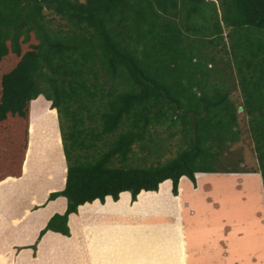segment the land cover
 Wrapping results in <instances>:
<instances>
[{
  "label": "trees",
  "instance_id": "trees-1",
  "mask_svg": "<svg viewBox=\"0 0 264 264\" xmlns=\"http://www.w3.org/2000/svg\"><path fill=\"white\" fill-rule=\"evenodd\" d=\"M41 96L66 162L47 201L66 209L37 241L69 237L84 204L129 194L133 206L167 181L178 197L197 174H259L264 197V0H0V194L26 174ZM241 119L253 171L232 153ZM50 207L42 224L62 209Z\"/></svg>",
  "mask_w": 264,
  "mask_h": 264
},
{
  "label": "rangeland",
  "instance_id": "rangeland-1",
  "mask_svg": "<svg viewBox=\"0 0 264 264\" xmlns=\"http://www.w3.org/2000/svg\"><path fill=\"white\" fill-rule=\"evenodd\" d=\"M53 23L57 25L58 21L55 20ZM238 96L239 93L236 92L232 97L236 98ZM42 99L35 105L33 110V135L26 163V174L19 181L16 180L5 184V188L11 189L14 192L9 191L7 194L2 192L0 194V202L3 199L6 202L5 204L2 202L0 204V232L4 231L3 229L5 228L12 229L15 227L17 221L13 215L14 213H18L20 208L23 207L21 199L29 196V192H33L34 196L31 195L33 203L37 201L43 202L48 193L60 191L64 185L66 162L62 151L57 113L50 108V103L48 104L43 97ZM239 109L240 107L238 108V112H241L242 110L239 111ZM43 126H47L45 130L47 134H43L42 131L45 129ZM240 128L242 130V138L232 148L233 157L234 159L238 157L242 158V168L246 171H253L257 167V163L253 152V143L248 136L245 119L240 120ZM163 136L165 137V135ZM171 143L174 144L175 140H172ZM174 155L175 149L173 148L162 160L164 161ZM140 158L141 154L136 153L131 163L141 164L139 162ZM149 163L150 161L147 162V164ZM259 178V174L258 176L257 174H197L196 180L198 182L195 188L189 186L188 179L183 178L181 180L179 189L181 202L180 221L182 220L184 231L183 237L180 239H183L186 243V264H203V258L197 259L196 257L197 240H205L207 234H211L212 237L216 236L217 238L221 234H225L226 236L227 233L229 235L227 239L233 243V248L239 246L242 250L243 260L245 258L247 260L244 262L236 261L237 252L233 255L234 259L226 260L223 257L226 256L228 250L225 251V249L217 251V258L214 259V255L213 258L211 257L212 259L219 260L221 264H264V197ZM169 183L167 182L162 185L158 194H142L135 207L131 205L134 202H130L129 194L122 195L119 203H114L108 199V202L104 205L96 202L92 205L80 207L78 216L73 218L70 223L72 238L66 239L57 235H50L51 239H57L58 248L61 249L55 255V257L59 258L57 264H79L77 259H80L81 251H78L77 255L72 254L70 246L73 241L77 240L85 221H87L88 227L97 223L111 224L114 222L116 227H121V238L131 232L129 229L135 223L137 224L134 225V229H139L140 225L143 224L147 232H150L148 237L155 239L168 237L165 232L169 229V236L172 240L176 239L177 241L179 237L176 234L177 231L174 223H177L178 218L176 217L175 219V217L173 218L169 215V213L174 215L173 211L177 209V206L173 207L172 204H176L165 205L164 209L162 208L163 212L161 209L159 214L154 211L155 208L152 209L153 206L155 207L157 199L160 201L163 197L169 196ZM170 194L173 195L171 193V183ZM15 195L18 198V205L13 206L10 202L11 197H15ZM62 202L63 200L59 198L58 205L61 207L64 204ZM150 210L153 213L155 212L156 215L149 213L148 211ZM25 212L26 218L28 212ZM44 215L40 218V223L45 219ZM9 216L15 220L13 219L7 224L6 219ZM40 223H36L35 226L39 227ZM206 227H209L208 233ZM198 229L200 231L196 234V230ZM137 231L139 232V230ZM11 235L12 237L15 236L12 233ZM7 248L0 244V264H13L11 261L8 263V258L13 259L14 263L17 264L19 255L8 253L12 247ZM159 258L157 253L153 264H161ZM86 261L89 262L88 257Z\"/></svg>",
  "mask_w": 264,
  "mask_h": 264
},
{
  "label": "crops",
  "instance_id": "crops-1",
  "mask_svg": "<svg viewBox=\"0 0 264 264\" xmlns=\"http://www.w3.org/2000/svg\"><path fill=\"white\" fill-rule=\"evenodd\" d=\"M258 176V174H257ZM197 179V176H195ZM260 177V175H259ZM260 185H262L261 178ZM168 183L170 181H167ZM198 180H196L197 185ZM166 183V182H165ZM189 186L193 188L192 183L189 181ZM63 189V188H62ZM61 189V190H62ZM263 189V188H262ZM29 196L24 197L21 199V205L23 207L20 208L18 213H14V218H16V225L14 228L9 229L5 228L4 231L0 232V244L3 247H12L8 253L18 254L19 258L17 259V264H57L59 261L58 257H55L57 253H59V245L57 239H51L50 235H57L66 239L72 238V231L70 228V221L71 217L78 216L79 214V207L77 210V214H72L68 217V227L70 230V236L64 237L59 234L53 232H46L43 237L37 241L39 232L46 226L49 219L54 214H63L66 209V200L63 197L64 204L62 205V209L60 211L52 212L48 215V218L44 221V223H40V218L46 213L49 209L50 205L56 203L59 198L53 201H47L49 194L44 199L43 202L37 201L36 203L32 202L33 192H29ZM52 193V192H51ZM32 195V196H31ZM180 196L174 197L170 194V183H169V196L163 197L160 201L158 199L155 202L154 211L158 214L161 212L160 210L167 204L175 203L176 205L172 204V206H177V209L173 211L174 215H171L173 218H178L177 223L175 224V229L178 234V239H171L169 236L170 230L167 233L168 237L164 239H155L148 237L150 232L146 230L144 227L145 225H140L139 229H134V225L131 226L132 228L129 229L130 233L125 234L123 238L120 235L121 227H116L114 222L109 223H97L93 226L88 227L87 221L84 222L82 225L81 233L79 234L77 240L73 241L70 248L72 254H78V251H81L80 259H77L79 264H153L155 257H158L161 260V264H186V243L183 239V224L181 219V202ZM130 198V195H129ZM110 200L114 202L111 198ZM98 201V200H96ZM94 201V202H96ZM62 202V203H63ZM108 200L104 201L106 204ZM131 202V198H130ZM99 204H101L98 201ZM90 205V204H84ZM136 204L133 205L135 207ZM131 206V205H130ZM82 207V206H80ZM162 209V212H163ZM149 210V209H147ZM146 210V212H147ZM28 212V216L25 218L24 212ZM151 214L153 213L152 210L148 211ZM26 213V212H25ZM176 213V215H175ZM10 216L6 219L7 224H9L13 219ZM174 219V220H175ZM15 220V219H14ZM15 222V221H13ZM116 222V221H115ZM39 224L40 226L37 227L35 224ZM86 223V224H85ZM4 224V225H7ZM170 226V225H169ZM8 227V226H6ZM37 227L35 230L34 228ZM173 229V230H175ZM178 229V230H177ZM139 230V232L137 231ZM14 231V232H13ZM166 231V230H165ZM200 231V229L196 230V234ZM207 233L209 232V227H206ZM118 232V233H117ZM12 234L15 236L12 237ZM231 234V233H230ZM120 235V238H119ZM228 233L212 237L211 234H207V237L203 241H196V257L197 259L203 258V264H219V260H214L217 258V251H221L222 249L227 251V254L224 259L232 260L236 255V261L244 262L247 259L243 260L242 257V250L237 246L233 248V243L229 241ZM223 237V238H222ZM35 245V250L31 247ZM61 246V245H60ZM170 249V250H169ZM235 249V250H234ZM18 250V251H17ZM173 250V251H171ZM156 251V252H155ZM171 251V252H170ZM241 251V252H240ZM198 252V253H197ZM200 252V253H199ZM3 253V252H2ZM4 254V253H3ZM200 255V256H199ZM215 255V258L212 259ZM87 257L89 258V262L86 261ZM212 257V258H211ZM8 258V257H7ZM8 263L11 261L13 264L15 261L13 259L8 258ZM78 264V263H77ZM221 264V263H220Z\"/></svg>",
  "mask_w": 264,
  "mask_h": 264
},
{
  "label": "water",
  "instance_id": "water-1",
  "mask_svg": "<svg viewBox=\"0 0 264 264\" xmlns=\"http://www.w3.org/2000/svg\"><path fill=\"white\" fill-rule=\"evenodd\" d=\"M242 109L240 108L239 111H241Z\"/></svg>",
  "mask_w": 264,
  "mask_h": 264
}]
</instances>
